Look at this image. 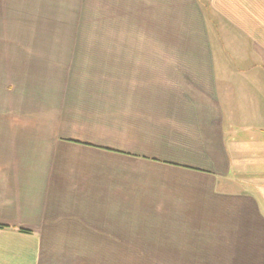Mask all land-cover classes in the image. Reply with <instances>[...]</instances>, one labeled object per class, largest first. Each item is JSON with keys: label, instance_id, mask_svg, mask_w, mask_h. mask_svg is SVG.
I'll list each match as a JSON object with an SVG mask.
<instances>
[{"label": "crops", "instance_id": "0c3cea01", "mask_svg": "<svg viewBox=\"0 0 264 264\" xmlns=\"http://www.w3.org/2000/svg\"><path fill=\"white\" fill-rule=\"evenodd\" d=\"M112 4L91 92L0 70V264H264V0Z\"/></svg>", "mask_w": 264, "mask_h": 264}, {"label": "rangeland", "instance_id": "374dc122", "mask_svg": "<svg viewBox=\"0 0 264 264\" xmlns=\"http://www.w3.org/2000/svg\"><path fill=\"white\" fill-rule=\"evenodd\" d=\"M112 2L0 0V70L4 64V70H19L18 64L14 66L19 62L35 84L60 87L69 93L82 87L86 94L91 92L86 82L102 72L104 60L99 58L111 48L127 47L123 41H112L140 35L141 29L131 26L128 14L117 12ZM202 14L206 20L204 7Z\"/></svg>", "mask_w": 264, "mask_h": 264}]
</instances>
